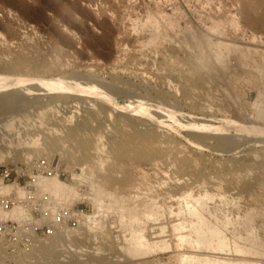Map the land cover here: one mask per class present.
I'll use <instances>...</instances> for the list:
<instances>
[{
    "label": "rangeland",
    "instance_id": "obj_1",
    "mask_svg": "<svg viewBox=\"0 0 264 264\" xmlns=\"http://www.w3.org/2000/svg\"><path fill=\"white\" fill-rule=\"evenodd\" d=\"M37 161L85 218L20 229L0 264H180L203 254L188 213L201 201L230 250L206 255L264 264V0H0V169ZM130 236L154 251L127 254Z\"/></svg>",
    "mask_w": 264,
    "mask_h": 264
},
{
    "label": "built area",
    "instance_id": "obj_2",
    "mask_svg": "<svg viewBox=\"0 0 264 264\" xmlns=\"http://www.w3.org/2000/svg\"><path fill=\"white\" fill-rule=\"evenodd\" d=\"M53 177L59 180L61 175L50 162L45 161H37L26 167L0 169V242L17 234L20 229L25 231L23 235L27 241L53 236L83 220L84 210L62 204L60 196L44 188L46 179ZM29 202L35 205L45 203L44 207L34 206L33 212L40 218L36 222L32 214L25 211L24 206ZM14 210L20 212L18 217L10 216L9 213Z\"/></svg>",
    "mask_w": 264,
    "mask_h": 264
},
{
    "label": "bare ground",
    "instance_id": "obj_3",
    "mask_svg": "<svg viewBox=\"0 0 264 264\" xmlns=\"http://www.w3.org/2000/svg\"><path fill=\"white\" fill-rule=\"evenodd\" d=\"M233 48L240 49V47H236V46ZM44 86H45V84H44ZM228 127H230V126H228ZM252 128L253 127L251 126V129ZM255 128H253V129H255ZM253 129H252V131H254ZM257 130H258V128H257ZM250 131H248L246 133H249V134L252 133ZM259 132H261V131H259ZM253 133H255V132H253ZM52 180L53 181H52L51 187L54 184H61L60 183L61 181L59 182V180L56 177H53ZM206 210H207V207H206L205 201H201L196 208H192V209L188 210L190 217L192 219H194V222H191L190 226H189L190 232L192 233V235H194L195 245L197 246L198 250H202L203 254L200 257H193V258L181 255L180 264H194V263H196V264H231L228 261H226V259L216 258L214 256L206 255V254H210V253H211V255L212 254H222L225 251H230V250H228L229 247L227 244L229 242H228L227 238L224 236V234L221 232L218 224L212 223L208 219L204 218L203 212ZM211 217L215 218V216H213V215H211ZM84 218L85 217H83V219ZM95 218H96V215L87 216L86 220L89 221L91 224H94V228H97L98 226L96 225L97 222H96ZM215 220H216V218H215ZM243 221H244L243 222L244 225L249 224L251 222L250 217H245V220H243ZM230 224H231V222L226 220L224 223H222V226L227 227ZM172 228H173L174 232L181 234L186 229V226L184 223H177V224L172 225ZM179 240L181 241V243H183V242L191 243L190 236H180ZM238 240L239 241H253L252 237L250 235L247 236L246 239L239 237ZM127 242H128V246L126 248L127 254L131 255L132 257H134L136 259L137 258L140 259L142 257L144 258L154 251L153 247H151L150 244L143 237L130 236V239H128ZM237 242L233 243V248H232L233 253H235V256L236 255L237 256L238 255L239 256H241V255H248V256L250 255L251 256V255H256V254L258 255L259 254L258 250L260 248L258 249V247H261L260 244H258V243L254 244V242H252L255 246L257 245L256 246L257 248L254 247L256 250L252 251V248L246 249L245 247L240 246ZM154 245H155L154 248L161 246L162 249H165V250L170 249V245L165 240L155 242ZM248 256H246V258H249ZM234 264H240V262H237ZM242 264H258V263H253V262H249L246 260V261H243Z\"/></svg>",
    "mask_w": 264,
    "mask_h": 264
}]
</instances>
